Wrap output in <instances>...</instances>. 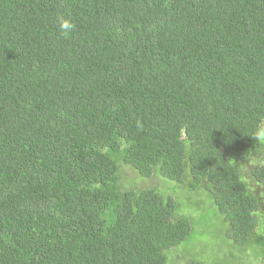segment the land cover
<instances>
[{
	"label": "trees",
	"instance_id": "16d2710c",
	"mask_svg": "<svg viewBox=\"0 0 264 264\" xmlns=\"http://www.w3.org/2000/svg\"><path fill=\"white\" fill-rule=\"evenodd\" d=\"M261 122L264 0H0V264H167L190 221L126 167L263 242Z\"/></svg>",
	"mask_w": 264,
	"mask_h": 264
},
{
	"label": "rangeland",
	"instance_id": "374dc122",
	"mask_svg": "<svg viewBox=\"0 0 264 264\" xmlns=\"http://www.w3.org/2000/svg\"><path fill=\"white\" fill-rule=\"evenodd\" d=\"M263 165L264 155L261 154L241 167L243 176L249 182L253 194L260 199L261 203H264V186L254 182L251 177V171ZM155 175L148 178V181L145 182L147 178H139L132 169L126 167L121 170L123 189H142L149 186H160L162 183L163 187L162 189L158 188V191L164 197H171L175 201V217L185 218L190 221V234L173 251L167 252V264L190 263L194 261L195 256L209 253L214 240L220 236L226 238L227 226L208 193L202 189L191 190L185 181L179 184L161 177L156 172ZM163 191H165V194ZM261 207L264 209V205H261ZM256 216L258 220L256 233L258 236L264 237V218H260L259 214H256ZM227 240L234 243L232 240ZM252 242L264 248V241L255 242L252 240ZM198 249L199 251H197Z\"/></svg>",
	"mask_w": 264,
	"mask_h": 264
},
{
	"label": "clouds",
	"instance_id": "9594fccd",
	"mask_svg": "<svg viewBox=\"0 0 264 264\" xmlns=\"http://www.w3.org/2000/svg\"><path fill=\"white\" fill-rule=\"evenodd\" d=\"M62 31L73 27L70 20H61ZM254 139L264 140V122L258 123ZM199 251V249L197 250ZM195 264H264V248L255 245L251 239L247 243L234 244L224 236L213 241L211 251L194 257Z\"/></svg>",
	"mask_w": 264,
	"mask_h": 264
},
{
	"label": "flooded vegetation",
	"instance_id": "af4514ba",
	"mask_svg": "<svg viewBox=\"0 0 264 264\" xmlns=\"http://www.w3.org/2000/svg\"><path fill=\"white\" fill-rule=\"evenodd\" d=\"M262 205H264V203H262ZM257 214H259L260 218H264V209L261 207Z\"/></svg>",
	"mask_w": 264,
	"mask_h": 264
}]
</instances>
